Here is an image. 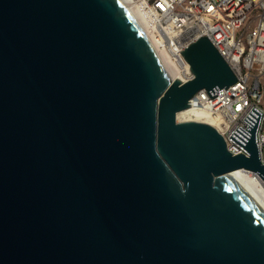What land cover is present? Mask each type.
<instances>
[{
	"label": "water",
	"instance_id": "obj_1",
	"mask_svg": "<svg viewBox=\"0 0 264 264\" xmlns=\"http://www.w3.org/2000/svg\"><path fill=\"white\" fill-rule=\"evenodd\" d=\"M170 84L119 0H0V264H264L245 118L178 122L237 77L206 36ZM233 172V173H232Z\"/></svg>",
	"mask_w": 264,
	"mask_h": 264
},
{
	"label": "built area",
	"instance_id": "obj_2",
	"mask_svg": "<svg viewBox=\"0 0 264 264\" xmlns=\"http://www.w3.org/2000/svg\"><path fill=\"white\" fill-rule=\"evenodd\" d=\"M156 32L160 48L184 63V75L192 77L183 51L200 38L210 39L234 71L237 82L212 98L200 91L191 101L221 118V134L233 155L246 154L231 137L255 108L263 113L258 130L264 165V0H136ZM189 81V80H188Z\"/></svg>",
	"mask_w": 264,
	"mask_h": 264
},
{
	"label": "bare ground",
	"instance_id": "obj_3",
	"mask_svg": "<svg viewBox=\"0 0 264 264\" xmlns=\"http://www.w3.org/2000/svg\"><path fill=\"white\" fill-rule=\"evenodd\" d=\"M119 2L123 5L125 10L134 20L135 24L145 37L153 53L155 54L167 81L172 84L177 80H180L181 82H187L188 80H191V77L189 79V77L186 78V76L184 75V63L178 60H174L168 54V52L160 48L159 42L156 41L155 29L153 28V25L150 24V20L143 10V5L141 4L142 2L140 3L141 7H139V5L133 0H119ZM179 113H186L187 115L198 120L182 122H202L215 127L220 133L222 132L221 118L208 109L198 108L191 105L189 109L181 111ZM234 172H237L241 176V178L249 185L253 193L264 205V181L261 179V177L254 172L245 169L236 170Z\"/></svg>",
	"mask_w": 264,
	"mask_h": 264
},
{
	"label": "rangeland",
	"instance_id": "obj_4",
	"mask_svg": "<svg viewBox=\"0 0 264 264\" xmlns=\"http://www.w3.org/2000/svg\"><path fill=\"white\" fill-rule=\"evenodd\" d=\"M133 1L135 3H137L139 5V7H141L142 3L140 4V2H137L136 0H133ZM178 121L182 122V121H198V120H196L195 118L187 115L186 113H179L178 114Z\"/></svg>",
	"mask_w": 264,
	"mask_h": 264
}]
</instances>
